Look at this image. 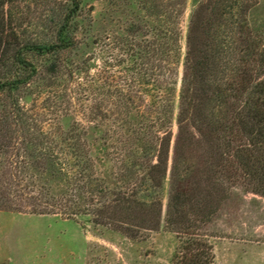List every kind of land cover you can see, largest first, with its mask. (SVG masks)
I'll use <instances>...</instances> for the list:
<instances>
[{
    "label": "trees",
    "instance_id": "obj_1",
    "mask_svg": "<svg viewBox=\"0 0 264 264\" xmlns=\"http://www.w3.org/2000/svg\"><path fill=\"white\" fill-rule=\"evenodd\" d=\"M185 3L176 0L157 10L165 19L140 37L129 29L132 38L120 42L125 57L106 61L98 114L107 128L104 144L111 149L115 186L98 175L87 152L50 151L46 163H52L51 174L55 164L64 170L66 190L55 194L43 185L25 196L34 201L33 212L93 215L94 223L130 237L158 229L164 219L185 237L172 264H214L213 246L197 230L231 187L241 184L264 197V38L250 26L245 1L197 0L183 46L173 7L179 6L180 16ZM64 31L66 25L53 43L25 45L14 60L31 72L13 74L0 86L19 88L38 73L25 51L52 54L46 71L57 73L60 52L76 47ZM8 59L3 52L0 64Z\"/></svg>",
    "mask_w": 264,
    "mask_h": 264
},
{
    "label": "rangeland",
    "instance_id": "obj_2",
    "mask_svg": "<svg viewBox=\"0 0 264 264\" xmlns=\"http://www.w3.org/2000/svg\"><path fill=\"white\" fill-rule=\"evenodd\" d=\"M174 1L0 0V56L9 55L7 64H0V85L13 74L31 72L14 60L25 45L55 42L63 25L62 36L76 42L60 52L63 64L55 74L46 71L52 54L25 51L38 73L19 88L0 86V264H172L180 255L185 237L167 228L164 219L158 229L130 237L94 223L93 215L33 212L34 201L25 196L43 185L55 194L66 190L64 170L55 164L51 174L52 163H46L50 151L87 152L98 175L115 186L111 149L104 144L107 128L98 114L105 64L125 57L120 42L132 38L129 29L142 36L165 19L164 12H155ZM241 1L250 6V26L264 38V0ZM196 2L186 0L180 16L179 6L173 7L182 22L183 46ZM182 73L181 64L180 78ZM169 184L167 177L164 208ZM197 232L212 244L214 264H264V197L241 184L231 187Z\"/></svg>",
    "mask_w": 264,
    "mask_h": 264
}]
</instances>
